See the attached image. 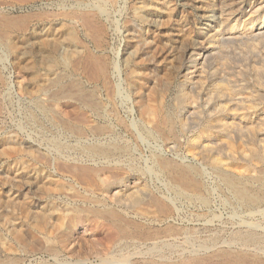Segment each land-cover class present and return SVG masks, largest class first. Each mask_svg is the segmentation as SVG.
<instances>
[{
    "label": "rangeland",
    "instance_id": "374dc122",
    "mask_svg": "<svg viewBox=\"0 0 264 264\" xmlns=\"http://www.w3.org/2000/svg\"><path fill=\"white\" fill-rule=\"evenodd\" d=\"M263 24L264 0H0V264H264Z\"/></svg>",
    "mask_w": 264,
    "mask_h": 264
},
{
    "label": "bare ground",
    "instance_id": "6f19581e",
    "mask_svg": "<svg viewBox=\"0 0 264 264\" xmlns=\"http://www.w3.org/2000/svg\"><path fill=\"white\" fill-rule=\"evenodd\" d=\"M258 27V26H257ZM251 28V27H250ZM262 28H264V24L263 25H260V27H258V28H255L254 30H253V33H251V31H250V34H252V35H254V37L256 36L257 37V35L258 34H260V33H262V31H263V29ZM232 29V28H231ZM260 29L262 30V31H260ZM236 30V29H235ZM245 30H247V29H245ZM236 32V31H235ZM246 32V31H245ZM264 32V31H263ZM237 33V32H236ZM239 33V32H238ZM237 33V34H238ZM234 33L230 30V31H224L223 33H221V37H224L225 39L227 38V40L228 39H230V40H232V38H235V37H237V38H239V36L240 35H242V34H244V32H242L241 33V31H240V35H233ZM246 34V33H245ZM245 34H244V36H245ZM218 35V34H217ZM216 36V35H215ZM219 36V35H218ZM248 36V35H247ZM217 37V36H216ZM220 37V36H219ZM220 37V38H221ZM243 37V36H242ZM253 37V36H252ZM219 38V39H220ZM254 39V38H253ZM221 40V39H220ZM229 40V41H230ZM203 55V54H202ZM201 55V56H202ZM199 58H201V57H199ZM205 59V58H204ZM200 61V60H199ZM203 61V60H202ZM204 62V61H203ZM204 65V64H203ZM199 66H201L200 68H202V64H199ZM200 68H199V70H200ZM202 72V71H201ZM201 72H199V73H201ZM199 78V77H198ZM219 87V86H218ZM228 86H226V87H224V86H222V88H220L221 90L222 89H228L227 88ZM219 89V88H218ZM219 89V90H220ZM229 90V89H228ZM227 90V91H228ZM262 95V94H261ZM263 97H264V95H263ZM264 99V98H263ZM262 99V100H263ZM263 102H264V100H263ZM262 104V103H261ZM264 104V103H263ZM262 104V105H263ZM264 109V108H263ZM264 112V111H263ZM263 116V115H262ZM252 117V116H251ZM250 117V118H251ZM257 117V116H256ZM260 117L261 116H259V120H260ZM254 118V117H253ZM252 118V120H255V119H253ZM247 119H249V118H247ZM257 119V118H256ZM261 119H263L264 120V117L263 118H261ZM250 120V119H249ZM242 121V120H241ZM247 121V120H246ZM248 122V121H247ZM247 122H245V123H247ZM249 122H251V121H249ZM254 122H256V121H254ZM234 123V122H233ZM244 123V124H245ZM258 123V122H257ZM257 123H249L248 124V126L246 127V129L245 130H247V135H248V133L249 134H252L253 135V132H254V130H255V127L256 126H259V125H256ZM260 127H262L261 126V124H264V122L263 121H261L260 123ZM228 126L230 125V124H227ZM238 125V124H237ZM237 125H236V123H234V124H231V128L233 127V128H236L237 127ZM227 126V127H228ZM239 127V126H238ZM260 127L259 128H257V129H259V131H260V133L263 131V129L264 128H261V130H260ZM264 127V126H263ZM245 128V127H244ZM239 129H242L241 127L239 128ZM243 130V129H242ZM254 134H255V132H254ZM257 134H258V131H257ZM260 135V134H259ZM260 137V136H259ZM262 137V136H261ZM262 139V138H261ZM260 138H259V140L262 142V140L264 139H262L261 140ZM264 145V144H263ZM251 147V146H250ZM249 147V148H250ZM208 148L209 147H204V149L205 150H208ZM262 148V147H261ZM255 150V149H254ZM254 150H253V148H251V149H249V153H251V157H252V159L253 158H255V152H254ZM263 152H264V147H263ZM247 153V152H246ZM248 154V153H247ZM246 155V154H245ZM248 155H250V154H248ZM216 161V163L217 162H219L218 160H215ZM220 163V162H219ZM225 164V163H224ZM132 189L134 188V187H131ZM123 190V189H122ZM112 194L114 195V197L115 198H120V196H122V192H120L119 190H116V191H114V192H112ZM133 194V193H132ZM117 200V199H116ZM135 201H137V200H135ZM116 215V214H115ZM108 217H110V218H108V220L107 219H105L104 221L102 220V222H103V224L108 228V230L110 229L112 232H113V234H114V236H113V238H118V237H131V238H136V239H138V240H151V239H153L152 238V236L154 235V233H152L151 231H146V230H144L143 229V227H141L140 229H139V227H136L134 230H132L131 229V232H130V230H128L129 228H126V227H123V224L121 225V226H117V225H115L116 224V222H115V224L113 223L114 221H112L113 220V218H114V215H112L111 214V216H108ZM115 217H117V216H115ZM118 221H120V220H118ZM119 223V222H118ZM121 223V222H120ZM116 236V237H115ZM112 237V236H111ZM243 237V236H242ZM243 241H245V243H253V244H256V243H259L260 242V236L259 235H256V233H254V232H249V233H247L246 235H245V237H244V239H242ZM232 253V252H231ZM241 253V252H240ZM230 254V253H229ZM238 254H239V252H238ZM237 254V255H238ZM235 255V254H234ZM236 255V257H237V259H239V261H240V259L241 258H243V255H240V256H237ZM208 256V255H207ZM230 257V256H229ZM232 258V257H231ZM246 258L247 259H249V256L247 257L246 256ZM210 259V258H209ZM235 259V258H234ZM243 260V259H242ZM238 261V260H237ZM201 262H209V260H208V258H206V257H202V256H194V257H191V258H188L186 261H184V263H177V264H199V263H201ZM250 262H252L251 261V259H250ZM206 263V264H207ZM160 264H171V263H169V262H160Z\"/></svg>",
    "mask_w": 264,
    "mask_h": 264
}]
</instances>
